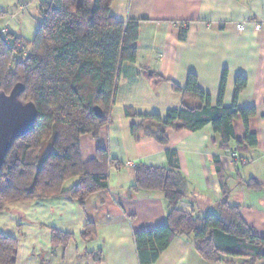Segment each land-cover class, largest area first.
<instances>
[{
    "label": "crops",
    "instance_id": "0c3cea01",
    "mask_svg": "<svg viewBox=\"0 0 264 264\" xmlns=\"http://www.w3.org/2000/svg\"><path fill=\"white\" fill-rule=\"evenodd\" d=\"M10 4L0 0V11L10 12ZM110 11L119 19L139 21L136 61L128 63L124 71L122 92L129 96L122 97L121 93L115 112L113 104L110 120L100 128L98 139L80 137V154L82 161L91 160L101 145L119 166L110 167L108 188L91 194L85 209L78 201L59 196L11 204L1 211L0 233L17 241L15 264H139L134 233L162 224L167 208L158 192H130L134 167L140 163L166 166L167 151L176 152L188 181L186 197L178 204L180 210L202 214L216 209L222 197V178L214 162L217 157L229 201L239 205V214L254 235L264 238V25L256 31L252 24L264 18V0H113ZM236 23H244L245 29L237 31ZM181 27H186L183 40L179 38ZM147 71L181 88L188 74H195L199 88L210 96L211 106L217 104L225 71V107L234 101L236 76L244 75L246 86L238 94L236 105L256 110L248 120L256 146L242 153L249 163L234 165L231 151L221 150L218 138H212L210 125L196 132L167 130L166 145L147 136L135 139L130 124L140 119L126 117L124 107L136 113L159 114L181 107V96L172 91L170 83H156ZM232 125L230 148L246 134L240 116ZM251 178L261 186H245ZM75 181H66L64 188ZM86 221L96 227L95 239L88 242L80 238ZM52 229L73 235L66 248L57 249L54 255L50 252ZM97 251L101 257L96 261L89 254ZM152 264L228 263L204 261L187 238L177 236Z\"/></svg>",
    "mask_w": 264,
    "mask_h": 264
},
{
    "label": "trees",
    "instance_id": "16d2710c",
    "mask_svg": "<svg viewBox=\"0 0 264 264\" xmlns=\"http://www.w3.org/2000/svg\"><path fill=\"white\" fill-rule=\"evenodd\" d=\"M112 1L37 0V28L26 42L12 30L7 37L1 33L7 12L0 11V91L8 94L15 84H21L20 100L33 102L37 109L32 129L13 140L0 167V212L11 204L59 196L76 200L85 209V200L91 194L108 188L114 161L101 145L94 158L82 161L80 137L98 139L100 128L110 120L122 64L133 63L137 57L139 21L114 17L110 11ZM185 34L186 27H181L179 38L183 40ZM18 42L23 43L21 48ZM147 76L154 77L156 83L169 82L172 91L181 96V107L168 109L164 115L136 113L124 107L126 117L140 119L130 124L135 139L147 136L166 145L167 130L196 132L210 125L212 138H218L219 148L225 152L234 151L243 157L242 153L256 146V136L248 128V120L256 110L236 105L238 94L246 86L244 75L235 78L234 101L229 107L222 103L225 71L215 106L210 105V96L199 88L193 73L188 74L183 88L155 72ZM94 106L102 109L101 117L95 115ZM238 116L246 134L230 148L229 142L234 139L232 123ZM167 159L166 166L140 163L134 167L130 192H158L167 208L162 224L134 233L138 263H154L171 241L181 236L206 262L264 264V238L254 235L240 216L239 205L229 201L218 158L214 162L222 178V197L216 211L204 214L178 208L186 197L188 181L176 152L167 151ZM74 178L76 181L64 188L66 181ZM245 186L258 188L261 182L251 178ZM95 237V225L86 221L80 238L88 242ZM72 239V234L52 229L51 254L66 248ZM16 250L17 241L0 233V264H15ZM89 257L100 260V252L90 253Z\"/></svg>",
    "mask_w": 264,
    "mask_h": 264
},
{
    "label": "water",
    "instance_id": "95a60500",
    "mask_svg": "<svg viewBox=\"0 0 264 264\" xmlns=\"http://www.w3.org/2000/svg\"><path fill=\"white\" fill-rule=\"evenodd\" d=\"M21 84H15L8 94L0 91V167L14 139L28 133L35 122L37 109L33 102H23ZM94 113L101 117L103 112L94 106Z\"/></svg>",
    "mask_w": 264,
    "mask_h": 264
},
{
    "label": "rangeland",
    "instance_id": "374dc122",
    "mask_svg": "<svg viewBox=\"0 0 264 264\" xmlns=\"http://www.w3.org/2000/svg\"><path fill=\"white\" fill-rule=\"evenodd\" d=\"M4 1L6 3H8V2L11 3L9 6L10 12H7V16L4 17L5 19L2 20V22H1V24H2L1 27L3 29L7 30L5 32V34L9 35V30H10V28H12L13 29L12 31L15 32V34H17V36L22 37L24 42H26L27 40H31L34 37L36 25H37V21H38V11H37L38 2H37V0H4ZM12 3L14 5H12ZM8 18H10L9 23L6 22L8 20ZM22 45H23L22 42H18V44H17V46L19 48H21ZM128 63L129 62H124L122 64V67L120 70V74H119V78H118V82H117L116 93H115V98H114V103H115L114 112L119 109L121 98L129 96L128 94L122 92V88L124 86V71H125V67L128 65ZM148 72L149 71H147V73ZM121 93H122V97H121ZM139 109H146V108L140 107ZM164 113L165 112H162L160 114L164 115ZM45 151L46 150H43V153H45ZM67 184L69 185L70 183H67ZM215 211H216V209H215ZM202 214H204V213H202ZM234 264H239V263L236 262ZM257 264H261V263H257Z\"/></svg>",
    "mask_w": 264,
    "mask_h": 264
},
{
    "label": "built area",
    "instance_id": "2783aa9c",
    "mask_svg": "<svg viewBox=\"0 0 264 264\" xmlns=\"http://www.w3.org/2000/svg\"><path fill=\"white\" fill-rule=\"evenodd\" d=\"M252 24H253V29L254 30H256V31H259V30H261L262 29V27H263V25H264V18H262L261 20H259V21H254V22H252ZM235 29L237 30V31H242V30H244L245 29V24L244 23H236L235 24ZM7 30H5V29H1V33L4 35V36H6L7 37V35L5 34V32H6ZM230 157H231V159H232V162H233V164L234 165H237V166H244V165H246V164H248L249 163V160L247 159V158H245V157H240L236 152H234V151H231L230 152ZM119 165L117 164V163H115V162H113L112 164H111V167H118Z\"/></svg>",
    "mask_w": 264,
    "mask_h": 264
}]
</instances>
